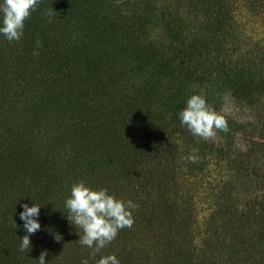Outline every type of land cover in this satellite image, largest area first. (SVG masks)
<instances>
[{"label":"trees","instance_id":"1","mask_svg":"<svg viewBox=\"0 0 264 264\" xmlns=\"http://www.w3.org/2000/svg\"><path fill=\"white\" fill-rule=\"evenodd\" d=\"M192 94L227 132L181 125ZM226 99L259 137L239 144ZM260 146L264 0H40L19 42L0 36V264H94L64 206L79 181L137 205L95 259L264 264ZM23 203L41 230L21 252Z\"/></svg>","mask_w":264,"mask_h":264},{"label":"clouds","instance_id":"2","mask_svg":"<svg viewBox=\"0 0 264 264\" xmlns=\"http://www.w3.org/2000/svg\"><path fill=\"white\" fill-rule=\"evenodd\" d=\"M40 0H0V36L9 42H19L24 35L25 21L36 10ZM51 16V13H46ZM40 41H36L39 49ZM34 51L33 55H38ZM178 119L182 126L195 136L208 139L216 135L215 129L227 132L228 125L225 118L215 112L208 105L206 98L192 94L185 101V107L178 112ZM64 206L67 209L68 221L81 230L79 244L91 249L89 257L94 264H120L115 254L101 255L95 259L96 254L113 241L118 231L131 227L133 223L130 210L137 207L131 200L124 201L109 194L107 188L94 189L84 181L73 183L70 195L65 199ZM19 220L23 222V230L26 232L20 238L19 250L24 252L31 249L30 237L41 230L39 215L41 207L32 203L20 205ZM15 224V223H14ZM17 227V225L15 224ZM56 241L61 239L55 236ZM47 250L40 253L37 264H46ZM80 264H89V259H82Z\"/></svg>","mask_w":264,"mask_h":264},{"label":"rangeland","instance_id":"3","mask_svg":"<svg viewBox=\"0 0 264 264\" xmlns=\"http://www.w3.org/2000/svg\"><path fill=\"white\" fill-rule=\"evenodd\" d=\"M223 112H226L227 114H233L238 116L239 120L242 122L240 126L237 127L236 132L238 134V141L239 144H242L245 139L250 140L253 137H259L257 134V131L254 130V127L251 125L250 120H248L249 113L246 111L239 110L234 103H232L229 99H226L224 101V104L222 105ZM214 131L216 132V135L214 137H217V130L214 128ZM212 137V138H214ZM262 147H258L257 149H261ZM262 151L264 153V147L262 148ZM242 191V190H241Z\"/></svg>","mask_w":264,"mask_h":264}]
</instances>
